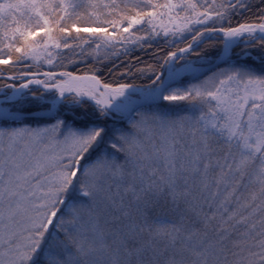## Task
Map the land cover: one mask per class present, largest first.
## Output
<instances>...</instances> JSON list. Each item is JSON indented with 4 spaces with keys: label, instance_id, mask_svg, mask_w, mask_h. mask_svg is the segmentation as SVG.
Instances as JSON below:
<instances>
[{
    "label": "snow or ice",
    "instance_id": "obj_1",
    "mask_svg": "<svg viewBox=\"0 0 264 264\" xmlns=\"http://www.w3.org/2000/svg\"><path fill=\"white\" fill-rule=\"evenodd\" d=\"M0 264H264V0H0Z\"/></svg>",
    "mask_w": 264,
    "mask_h": 264
}]
</instances>
